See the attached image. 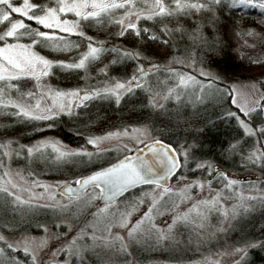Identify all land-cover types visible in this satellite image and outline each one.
<instances>
[{
    "label": "snow or ice",
    "instance_id": "obj_1",
    "mask_svg": "<svg viewBox=\"0 0 264 264\" xmlns=\"http://www.w3.org/2000/svg\"><path fill=\"white\" fill-rule=\"evenodd\" d=\"M233 53L259 77L210 70ZM64 125L83 143L20 134ZM41 163L82 173L43 181ZM0 196V264H253L264 230L227 236L264 210V0H0ZM181 245L202 251L186 261Z\"/></svg>",
    "mask_w": 264,
    "mask_h": 264
},
{
    "label": "trees",
    "instance_id": "obj_2",
    "mask_svg": "<svg viewBox=\"0 0 264 264\" xmlns=\"http://www.w3.org/2000/svg\"><path fill=\"white\" fill-rule=\"evenodd\" d=\"M94 31L101 37L104 35V32L102 30H94ZM244 51L250 52L251 50L245 48ZM204 67L207 68L209 66L205 65ZM210 70L214 72H218L225 77H234L239 79H247L249 77L258 78L261 72V68L259 66L250 64L247 59L235 53H233L232 57H220L218 59V62H215L211 65ZM57 79H62V77L54 78L53 83H56ZM229 83H231V81H229ZM137 99L138 98L136 97L130 98L129 107H131L132 104H136ZM138 106L139 105H137V107ZM198 107H200L202 111L206 108L207 113L209 115L219 110L216 100L211 96H209V98L204 102L203 105H198ZM97 108L101 112L104 111V106L98 104ZM123 114H124L123 112H117L114 115L122 116ZM252 118L253 120H257V121L260 119L256 115H253ZM235 128H236L235 124L221 125L217 128L211 129L210 131H206L203 135L207 141L219 142L222 140L229 139L230 134L235 135L236 134ZM20 134L22 136H32L33 138H35L38 135H55L58 136L61 140H64L66 143L71 144L73 146H77L83 143V140L80 138L79 135L75 134V131L70 125H64L63 127L54 130L38 132L35 134H33L30 130L22 131ZM23 142H27V140H24ZM205 146L206 147L208 146L207 143ZM19 164L22 167L23 160H20ZM13 165L16 166V163L14 162ZM222 167L226 168L231 173L244 172V173H252L255 175H257L258 173V172L248 171L244 168L239 167L238 165L234 166L232 160H229L227 163L223 164ZM33 170L40 176L71 179V177L74 174L82 173V166L77 164L74 168L46 170L45 166L41 163V164L33 165ZM2 199L3 197L0 196V200ZM7 211L11 213L12 209L9 208ZM262 213H264V210L257 208L253 214L247 216L245 219L240 220L238 223L235 221L234 223H237L236 229L228 233L230 240L234 241L241 239L243 237H251V236H255L259 238L261 231L264 230V214ZM20 214L22 215V213ZM3 216H4V209L0 208V217ZM184 247H185L184 245H181L180 249ZM189 249H191V247H189ZM144 251H145V247H144ZM180 254L184 257L185 260H190L196 258L200 254V252L199 251L191 252V250H185V251L180 250ZM144 256L147 258V260H150L152 259V257H157V256H163L164 258H167L164 255V250L160 248H150L149 253H147ZM252 260H253V264H264V253H262L259 250H253Z\"/></svg>",
    "mask_w": 264,
    "mask_h": 264
},
{
    "label": "rangeland",
    "instance_id": "obj_3",
    "mask_svg": "<svg viewBox=\"0 0 264 264\" xmlns=\"http://www.w3.org/2000/svg\"><path fill=\"white\" fill-rule=\"evenodd\" d=\"M186 70H190V69H186ZM214 72V71H213ZM68 144V143H67ZM70 146H72V147H75V146H73V145H71V144H69ZM13 168H15V165H13ZM233 175H235V176H237V177H248V176H258V173H257V175H255V174H252V173H244V172H234V173H232ZM39 178L41 179V180H43V181H48V182H54V181H56V180H63V179H65V178H52V177H46V176H40L39 175ZM70 180V179H69ZM21 195H23L24 197H28V195H29V193L28 192H22V193H20ZM226 203H228V204H231L232 203V201H226ZM146 205H147V202L144 204V205H140L139 206V210L138 211H134L133 213H132V219L133 220H135L145 209H146ZM181 207H184V205L182 204L181 205ZM163 218H161V217H157V223H160L161 222V220H162ZM213 219L215 220V217H213ZM80 220H81V222L83 221V216H81L80 217ZM235 221H233V223H234ZM76 226V222L74 221L73 222V227H75ZM112 231L113 232H117V231H121V229H119L118 227H113V229H112ZM6 235H8V233H5ZM187 234L185 233V236H186ZM227 242L230 244L232 241L230 240V238H229V236H227ZM225 244V240H223V239H221V241H220V245L222 246V245H224ZM215 248H216V246L214 245L213 246V251H215ZM149 250H150V248H148V247H145V251H144V255H146L147 253H149ZM182 251H185V250H191V252H195V251H199V252H201L202 250H200V249H197V248H195V246H193V247H191V249H189V247H184V248H182L181 249ZM199 257V255L196 257V258H193V259H191V260H195V259H197ZM166 258H164L163 256H157V257H152V259H150V260H148V261H157V260H159V261H163V260H165ZM230 257H224L223 258V264H229V261H230ZM187 261V260H186ZM115 264H122V262L120 261V260H116L115 261ZM132 264H136V260L135 259H133V261H132Z\"/></svg>",
    "mask_w": 264,
    "mask_h": 264
}]
</instances>
